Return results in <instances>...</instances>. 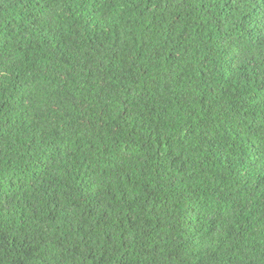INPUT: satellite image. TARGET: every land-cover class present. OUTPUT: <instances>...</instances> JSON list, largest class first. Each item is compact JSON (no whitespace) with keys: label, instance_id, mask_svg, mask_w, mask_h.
<instances>
[{"label":"trees","instance_id":"obj_1","mask_svg":"<svg viewBox=\"0 0 264 264\" xmlns=\"http://www.w3.org/2000/svg\"><path fill=\"white\" fill-rule=\"evenodd\" d=\"M0 264H264V0H0Z\"/></svg>","mask_w":264,"mask_h":264}]
</instances>
